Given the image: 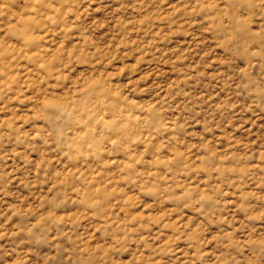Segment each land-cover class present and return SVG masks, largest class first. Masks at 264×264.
Listing matches in <instances>:
<instances>
[{"label": "rangeland", "instance_id": "374dc122", "mask_svg": "<svg viewBox=\"0 0 264 264\" xmlns=\"http://www.w3.org/2000/svg\"><path fill=\"white\" fill-rule=\"evenodd\" d=\"M0 264H264V0H0Z\"/></svg>", "mask_w": 264, "mask_h": 264}]
</instances>
